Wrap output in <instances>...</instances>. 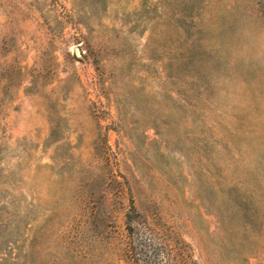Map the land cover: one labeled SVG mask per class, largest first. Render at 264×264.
<instances>
[{"label":"rangeland","instance_id":"rangeland-1","mask_svg":"<svg viewBox=\"0 0 264 264\" xmlns=\"http://www.w3.org/2000/svg\"><path fill=\"white\" fill-rule=\"evenodd\" d=\"M0 264H264V0H0Z\"/></svg>","mask_w":264,"mask_h":264},{"label":"water","instance_id":"water-1","mask_svg":"<svg viewBox=\"0 0 264 264\" xmlns=\"http://www.w3.org/2000/svg\"><path fill=\"white\" fill-rule=\"evenodd\" d=\"M79 53H77V55H78Z\"/></svg>","mask_w":264,"mask_h":264}]
</instances>
